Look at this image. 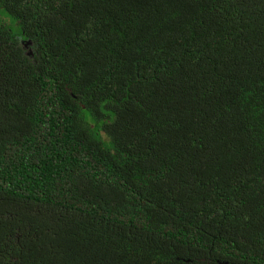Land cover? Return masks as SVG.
Instances as JSON below:
<instances>
[{"label":"trees","instance_id":"obj_1","mask_svg":"<svg viewBox=\"0 0 264 264\" xmlns=\"http://www.w3.org/2000/svg\"><path fill=\"white\" fill-rule=\"evenodd\" d=\"M0 264H264V0H0Z\"/></svg>","mask_w":264,"mask_h":264}]
</instances>
